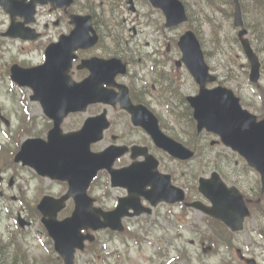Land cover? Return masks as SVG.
Here are the masks:
<instances>
[{
	"label": "rangeland",
	"instance_id": "rangeland-1",
	"mask_svg": "<svg viewBox=\"0 0 264 264\" xmlns=\"http://www.w3.org/2000/svg\"><path fill=\"white\" fill-rule=\"evenodd\" d=\"M206 28V40H207V48L210 52L214 51V48L212 44L209 42L210 40V28L209 26L205 25ZM223 33H227L229 35H233L234 31L230 24L227 22L225 29ZM5 47L9 49L10 51H15L14 48L18 47V45L15 42L5 44ZM4 57L9 60L12 56L5 53L2 54ZM227 56V55H226ZM234 56L233 51L231 53H228V56L225 59V63L227 65L234 66ZM35 60H37V56L34 57ZM236 57V61H237ZM243 60L241 59V62ZM211 62L214 66H218L219 71L224 74L225 77H228L230 79L229 82H225L227 86H231L235 91L240 90L241 95L246 99H253L256 98V94L251 90L250 82L247 79V77L244 74H241V72H238L237 78L231 79L230 73L227 72L226 67H221L218 65V62L215 58L211 59ZM264 83V81H263ZM3 90L7 88V84L2 85ZM6 92L4 91L2 95H0V100L6 103V106L8 107L9 101L7 100V97L4 95ZM257 99V98H256ZM35 104H32L34 106ZM9 108V107H8ZM34 110L37 111V108L34 107ZM40 116L41 113H39ZM85 115H82V118H84ZM79 118V115L77 116H71L66 122L64 127L72 126L76 119ZM219 151L220 158L225 162L227 159L225 156L227 155V151L221 149V147H218L217 149ZM214 150V151H217ZM237 160L236 157L233 158V161ZM222 164V163H221ZM190 166L193 168L195 165ZM225 166V164H222ZM231 169L234 171L236 178L246 181L248 183H251V186L257 187L258 184V176L257 174L247 169L243 166V164H234L230 165ZM210 170H208L207 175H209ZM199 173V172H196ZM44 184L47 186L51 184V188L57 192L63 188L62 185L55 184V183H49L48 181H43ZM255 183V184H254ZM35 193L29 195V197L32 199L35 197ZM6 205L16 206V203H13L11 201H5L3 202L0 200V207H5ZM264 206V204H263ZM3 210V208L1 209ZM162 211H165V209H162ZM193 216V215H192ZM3 218V216H2ZM181 214H179V208L175 207V216H171L170 221L164 220L163 222L160 221V224L156 227L150 228L149 232V238L153 240L154 244L151 245L147 242L143 243V246L136 245L132 240H122L121 237L118 234L113 236L110 235L109 232H101L100 237L102 240H106L108 242V247L110 250H114L116 252H120L122 255L113 254L111 255V252L109 248L104 250V253L107 254V257L110 260V264H160L162 261L167 260L170 257H175L179 254V251L182 250H189L191 252V255L194 257L195 263L199 264L198 261V254L200 253L201 247L198 245H191V239L194 238V234L192 233L193 225H197L198 222L201 225H205V222L202 220V215L198 213V218L193 216L189 217L187 220H183ZM133 220H128V222ZM255 223L257 224V227H260L261 225H264V221H256V220H250L248 224V231L244 233L243 235H236V239L239 240V243L241 245H244L243 243L248 241V235L250 234V229H252L255 226ZM142 233H146L145 229H141ZM32 241V240H31ZM162 246V252H159V247ZM100 249V246H98ZM155 258H154V257ZM88 257L87 255L80 256V259L84 261ZM217 262V261H216ZM178 264H188L187 260L180 259ZM107 264V263H106Z\"/></svg>",
	"mask_w": 264,
	"mask_h": 264
},
{
	"label": "flooded vegetation",
	"instance_id": "flooded-vegetation-1",
	"mask_svg": "<svg viewBox=\"0 0 264 264\" xmlns=\"http://www.w3.org/2000/svg\"><path fill=\"white\" fill-rule=\"evenodd\" d=\"M29 1L30 0H26L27 3ZM141 1L142 0H136V5L140 8V12H135L137 16L131 22L133 24L131 27L133 36L138 37V41H140L142 38L149 36V34L153 32V34H158L160 37H166V39L162 44L154 45L153 49H151L152 44L149 42V40L144 41V45H141L137 42L134 48H129V56H126V54L122 53L124 57L121 56L120 58L129 64L132 63V56L133 58L136 57L137 61L140 63L154 61L156 66L157 64H162V66H171L174 63L178 72L182 74L178 69L182 68L181 64L179 61L174 59L175 51L170 42V40L173 41V38L169 39L166 34L168 31H172V29H169L165 26L164 21H162V18L158 15L157 11L153 13L142 12L144 7L148 6V4L141 3ZM117 2L118 3H115V9L107 10V15L110 18L117 16L118 11L116 10L124 7V5L128 3L129 0H117ZM95 7L96 6L93 0H72L69 6L64 5L62 7H57V3L52 0H43L41 3H36L34 24L32 27L40 34V40L43 42L42 51L44 52L48 43L57 41L63 34H69L73 30L74 26L72 24V15L76 14H90L92 16V22L96 30L98 32H104L106 37V24L108 23V19L106 17V6H104V9L102 10L101 16L95 12ZM127 7L130 8L129 6ZM1 12L2 8L0 7V13ZM250 14L251 9H248V15L246 18L247 20H250ZM232 15H234V13H232ZM247 20L246 25L249 26L250 24ZM157 41L160 40L158 39ZM121 45V43H118L116 46L117 52L120 50L128 52V50L122 48ZM108 49L109 48L106 46V58L110 57L107 51ZM171 71V74H167L166 72H157L155 73V78L158 81L163 80L162 83H166L169 78L175 76L174 68L171 69Z\"/></svg>",
	"mask_w": 264,
	"mask_h": 264
},
{
	"label": "water",
	"instance_id": "water-1",
	"mask_svg": "<svg viewBox=\"0 0 264 264\" xmlns=\"http://www.w3.org/2000/svg\"><path fill=\"white\" fill-rule=\"evenodd\" d=\"M247 52L251 56L250 51L247 50ZM227 93H228L227 91L220 90V89L214 91V96L211 99H212V102L214 103L215 107H216V101H226L225 98H228ZM236 116H237V120H239V121L244 118L241 114L236 113ZM244 122H243V124H244ZM250 138H252L251 135L247 136L245 134L243 136V139L246 140V143L248 142L247 140ZM255 139L257 140L260 149L259 148H252L250 146H246V149L248 150L247 155L249 157H252V158L257 157V160H255V164H256L257 168L264 174V138H256L255 137ZM260 158H262V159H260ZM206 190L209 193L213 194L214 197L217 198V196L219 194L218 192H216L214 190L213 191L209 190V188L207 186H206ZM229 197L231 199L232 195H230ZM232 199H234V197ZM229 204H230V202L227 203V205H229ZM220 205H221V201L220 200L216 201V208H220Z\"/></svg>",
	"mask_w": 264,
	"mask_h": 264
}]
</instances>
